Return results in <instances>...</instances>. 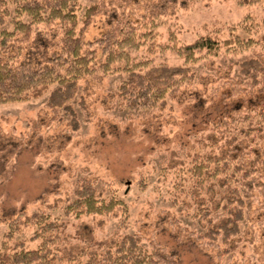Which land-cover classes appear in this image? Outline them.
Returning <instances> with one entry per match:
<instances>
[{"label":"rangeland","instance_id":"rangeland-1","mask_svg":"<svg viewBox=\"0 0 264 264\" xmlns=\"http://www.w3.org/2000/svg\"><path fill=\"white\" fill-rule=\"evenodd\" d=\"M80 1L83 11L101 0ZM127 1L130 18L141 25L154 0ZM110 8L87 28L85 41H94L111 28L115 7ZM249 17L247 21L259 24L253 33L258 38L264 33V0H178L173 11L157 20L153 37L133 57L152 64H183L184 58L172 49L175 43H190L206 34L230 38L231 27L240 28ZM57 32V26L40 24L28 42L20 47L10 44L6 53L20 51V60L37 65L42 54L56 48ZM262 48L258 44L246 50L199 53L200 60L191 65L198 77L164 108L149 113L130 110L119 96L126 77L121 69L115 67L100 80H83L76 96L80 120L76 131L66 122L52 120L48 94L0 104L1 238L20 214L45 210L52 217L69 219L60 244L75 255L139 232L145 243L156 241L175 253L180 264H264V195L255 192L242 232L226 251L222 241L210 246L209 239L201 237L224 218L222 208L212 210V220H200L192 188L184 179L194 154L226 151L222 122L225 117L231 121L240 109L239 100L246 106H264V90L250 91L238 64ZM83 177L92 179L104 197L122 198L128 211L67 218L64 209ZM32 233L27 229L15 238L28 239ZM30 244L36 246L38 241Z\"/></svg>","mask_w":264,"mask_h":264},{"label":"trees","instance_id":"trees-1","mask_svg":"<svg viewBox=\"0 0 264 264\" xmlns=\"http://www.w3.org/2000/svg\"><path fill=\"white\" fill-rule=\"evenodd\" d=\"M177 2L154 0L147 7L142 24L136 25L130 18L127 0H101L83 11L80 0H0V104L48 94L46 106L53 112L52 120L66 122L71 131H76L80 128L76 96L83 80H100L115 67L121 69L126 77L120 82L119 96L130 110L149 113L164 108L184 85L198 77L191 65L200 60L199 53L246 50L258 44L263 46L262 52L238 64L250 91H263L264 33L258 38L253 36L259 24L247 21L250 17L240 28L231 27L230 38L206 34L190 43H175L172 49L184 58L183 64H152L134 59V52L153 37L157 20L173 11ZM111 5L115 7L111 28L96 40L85 41L87 28L98 15L111 11ZM40 24L47 28L57 26L58 42L51 53L42 54L37 65L20 60V51L15 55L6 53L10 44L20 47L28 42ZM79 104L87 110L84 100ZM239 104L231 121L225 117L222 122L229 144L226 151L197 152L188 159L191 164L184 178L192 188L200 220H212V210L222 208L224 218L201 237H207L210 246L222 241L227 245L226 251L242 232L255 192L264 195V106H246L242 100ZM101 193L92 179L81 178L75 197L64 209L65 216L80 218L110 215L119 209L128 211L122 198H106ZM68 225L69 219L52 217L45 210L20 214L10 221L4 238L0 235V264H180L175 253L156 241L145 243L139 232L94 244L77 255L67 253L60 241ZM27 229L33 230L28 239L15 238L16 233ZM33 241L38 244L31 246Z\"/></svg>","mask_w":264,"mask_h":264}]
</instances>
